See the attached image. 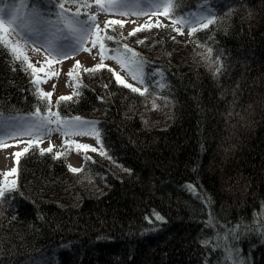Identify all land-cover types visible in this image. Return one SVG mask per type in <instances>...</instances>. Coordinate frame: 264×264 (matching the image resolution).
Segmentation results:
<instances>
[{
    "label": "trees",
    "instance_id": "1",
    "mask_svg": "<svg viewBox=\"0 0 264 264\" xmlns=\"http://www.w3.org/2000/svg\"><path fill=\"white\" fill-rule=\"evenodd\" d=\"M45 1L49 15L57 4ZM176 3V19L214 6V23L183 45L170 26L150 27L134 49L143 96L103 66L55 105L94 122L104 154L87 150L76 173L68 149L58 159L33 144L16 161L0 264H264V0ZM38 92L0 46V111L45 115Z\"/></svg>",
    "mask_w": 264,
    "mask_h": 264
},
{
    "label": "snow or ice",
    "instance_id": "2",
    "mask_svg": "<svg viewBox=\"0 0 264 264\" xmlns=\"http://www.w3.org/2000/svg\"><path fill=\"white\" fill-rule=\"evenodd\" d=\"M59 11L55 13L56 19H49L48 13L41 9L39 5H33V7L25 14L21 15V9L26 7L25 0H21L20 5L11 10L9 14V18L7 20L4 19L3 15H0V46L6 48L10 51L12 56L13 63L19 62L24 71H30L33 76L38 71L37 68L33 66L32 63L28 61L26 56L22 55L20 50V46L18 43H13L9 39H6V36L10 32L16 33L15 25L18 21L21 22V27L28 30L30 33L36 30H40L42 33L47 34L51 38L47 40L45 51H47L49 56L55 54L57 58L60 56H67V51L64 49L68 47H72L73 51H79L81 49L88 51V49L84 48V44L89 41V37L93 36V30H96L94 38L91 39L92 47H96L99 44L100 54H101V64L96 65L93 69H85V71H96L102 68L103 60L105 59L104 52L107 48L106 41H113L115 37L110 34L105 33L104 35H100L103 32V29H100L97 21L96 15H88L85 14V18L81 19L80 8H90L92 5L90 4H76L75 7L77 9L76 12L72 14H68L67 9L64 3H60V0H55ZM143 3H148L151 5L150 11L159 12L161 9H166L163 14L165 16H170L172 19V23H179L182 27H187L189 29V36L191 37L194 32L198 30L196 27L199 25L201 28H208L209 25L214 23V20L211 16L204 15L201 12L193 11L189 12L187 15L181 14L180 19L177 20L175 18V9L177 7L176 0H95V6L98 13L104 14H115L119 16H127L131 14H136L137 16L144 14V9L140 8V5ZM71 6V5H70ZM4 9L0 8V13H3ZM171 14V15H170ZM109 25L116 26L119 25L121 28L124 26L120 20H111L108 23H105L104 29H107ZM151 27V26H149ZM144 26H141L138 29H134L132 33L129 35H134L135 31L143 30ZM113 30H115L113 28ZM174 31H180L179 29H173ZM182 34V33H180ZM71 41L70 44H63L61 48L58 50L55 47L57 41ZM127 53H130V56H126L127 63L130 66H134L135 71H132L130 67L128 70L132 75V78L136 80L141 85L144 83L143 79V66L144 61L139 58V54L134 52L132 49L128 48L127 45L124 46ZM107 58H113L109 55ZM52 61L50 60L49 63ZM117 63H121V66L124 67V64L117 59ZM77 67L79 66V61H77ZM110 72L112 69H108ZM39 71H43V69H39ZM69 76L72 75L71 70L68 73ZM113 76L117 84H121L125 88H130L132 92H138L140 95H144L147 89L141 91L139 87H133L132 84L126 83L117 73L113 72ZM35 82V79H34ZM51 93H43L38 92V98L47 99L50 97ZM71 97H60V100H69ZM59 104V101H57ZM57 118L55 121L51 120L48 116H42L40 114L39 108L34 116H9L5 117L3 112L0 111V147H8L10 145L7 144L9 139L16 140L23 137L31 138L28 142V147H25L23 151L14 153L16 157L17 164L19 163V158L23 156L25 153L29 152L30 148L35 144L36 141L40 140L43 135H49L52 129L48 128V125L51 123H56L57 128L55 131H61L63 135H84L85 133L82 131H78V129L85 126L86 122L81 121L79 117H74L72 120H62L58 113H53ZM91 126V125H90ZM94 129L95 136L97 142L102 144L100 139V130ZM38 147V145H36ZM77 149L83 150H91L93 152L97 151L96 148H90L88 145L77 144ZM52 150V145L49 146L48 149L41 150V154L45 152H50ZM101 154H104L103 147L101 148ZM61 154H57L56 158H60ZM70 171L76 173L81 171L80 169L71 168ZM17 173V168L13 167L10 172L4 174L5 176V185L0 187V199H3L8 195V193L14 191L15 181H11V185H8L7 177L14 176ZM195 191L194 188H192ZM156 220L162 221L163 218L159 215H156ZM208 242H205L207 245ZM231 255V253H230ZM236 264H239V261H236Z\"/></svg>",
    "mask_w": 264,
    "mask_h": 264
},
{
    "label": "rangeland",
    "instance_id": "3",
    "mask_svg": "<svg viewBox=\"0 0 264 264\" xmlns=\"http://www.w3.org/2000/svg\"><path fill=\"white\" fill-rule=\"evenodd\" d=\"M25 2L26 7L24 9H21V15H25L33 7L28 5L26 0ZM20 3L21 0H8L6 2L0 1V8L4 9V12L0 13V15H3L4 19L7 20L9 18L10 11L17 8ZM60 3L65 4L68 14H72L77 11L75 5L78 3L92 5V7L90 8L81 7L79 9L81 13L80 18L84 19L85 14L96 15V22L99 24L100 29L104 30L100 33V35H104L105 33H107L115 37L113 41H106L107 48L104 52L105 59L103 60V65L110 67L113 70L112 72L117 73L126 83L132 84L133 87H139L141 91L144 89L143 84L141 85L136 80H134L128 70L131 67L132 71L134 72L135 68L134 66H130L127 63L126 56H130V53L126 52L124 46L127 45L128 48L132 49L133 51L134 49H136V46L140 47L139 45L141 43L146 42L144 41L145 38L148 40L150 37V35L144 36L145 33H149L153 30L149 26L158 28L160 26L168 25L172 30V39L174 40V42H181L180 44L183 45V43H186V41L188 40L189 29L187 27H182L179 23L173 24L172 22L168 21L163 14L166 9H161L159 12L150 11L151 5L148 3H143L140 5V8L144 9V14L139 16H137L136 14L119 16L115 14L98 13L95 6V0H61ZM58 11L59 10H56V8H54L53 12L56 13ZM198 12H201L207 16H212L207 12V10H199ZM148 14H151V18H147ZM48 18L55 20L56 16H54V18ZM117 19L123 23L124 26L122 28L119 25H109L107 29H104L105 23ZM141 26H144L143 30L135 31L134 35H129V33H132L134 29H138ZM15 27L16 32H18L19 35H16V33H14L15 35L13 39L9 38V35L6 36V39H9L13 43H18L22 55L26 56L28 58V61L38 69V71L34 75V79L38 88L43 93L52 94L49 97L51 106L43 116H48L51 120L55 121L57 117L52 114L57 113L55 105L57 101H60V97H71V99L69 100H75L79 87V76L84 73H86L87 76H91L99 72L101 69L100 68L96 71H85V69H93L96 67V65L101 64L99 44H97L95 48L92 47L91 44V39L94 38L96 30H93V36H90L89 41L84 44V48L88 49V51H85L83 49L79 51H73L72 47H68L64 49V51H67L68 55L60 56L59 58H57L55 54L49 56L47 51H45V46L47 40L51 38L50 36L42 33L40 30H36L30 33L28 30L21 27L20 21L17 22ZM196 27L198 29L201 28L199 25H197ZM113 28L115 30H113ZM173 29H179L180 31H174ZM30 34L35 36V38L39 37L41 43L31 44L28 47L24 46V44L29 41ZM70 43V40H60L56 42L55 47L59 50L61 48V45ZM109 55H111L113 58H107ZM117 59H119L124 64V67L121 66V63H117ZM50 60L52 61L51 63H49ZM77 61H79L78 67L76 66ZM41 68L43 69V71H39V69ZM70 70L72 72L71 76L68 75ZM154 73L158 77V87H160V89H164L165 83L162 81V74L159 70ZM81 121L86 122V124L82 128L78 129V131L84 132V135H63L61 131H55V129L57 128V124L51 123L48 125V128L52 129L53 131H51L49 135H43L40 140L35 142V144H37L39 146V149L41 150L48 149L49 146L52 145V150L50 152L55 154L64 152L68 149V165L71 167V163L73 162L75 166L72 167L81 168L84 161L86 160L87 150L77 149V144L88 145L92 148H96L99 153H101L102 148V145L97 142L96 138H94L95 133L93 126L95 129H99L97 125L86 119H81ZM73 138H78L79 141H75ZM30 139L31 138L29 137H23L16 140L9 139L7 141V144L10 146L0 147V159L4 157L6 151L10 150L12 144H17L19 140H22L23 151V149L27 147ZM1 175L2 171L0 170V177ZM9 186L12 185L9 184Z\"/></svg>",
    "mask_w": 264,
    "mask_h": 264
},
{
    "label": "bare ground",
    "instance_id": "4",
    "mask_svg": "<svg viewBox=\"0 0 264 264\" xmlns=\"http://www.w3.org/2000/svg\"><path fill=\"white\" fill-rule=\"evenodd\" d=\"M150 12V11H149ZM147 18H151V14L147 15ZM9 38L13 39L14 33L10 32ZM35 43H41V40L39 37L37 38H30L28 42L24 44V46H30L31 44ZM79 56V55H78ZM75 141H79L78 138H73ZM22 140H19L17 144H12L10 150L6 151L4 157L0 159V170L2 171V175L0 177V187H3L5 185V176L4 174L7 172H10L13 167H16V157L14 153L21 152L22 151ZM72 166H75L74 163H71ZM16 174L14 176L7 177L8 185L11 184V181H15Z\"/></svg>",
    "mask_w": 264,
    "mask_h": 264
}]
</instances>
